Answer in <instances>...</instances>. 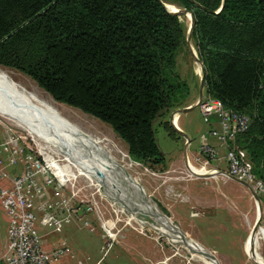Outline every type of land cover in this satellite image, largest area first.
Instances as JSON below:
<instances>
[{
  "label": "trees",
  "instance_id": "16d2710c",
  "mask_svg": "<svg viewBox=\"0 0 264 264\" xmlns=\"http://www.w3.org/2000/svg\"><path fill=\"white\" fill-rule=\"evenodd\" d=\"M162 1L191 13L204 92L250 118L236 145L264 182V0H0V67L108 125L132 161L161 168L155 124L189 94L176 71L187 26Z\"/></svg>",
  "mask_w": 264,
  "mask_h": 264
},
{
  "label": "rangeland",
  "instance_id": "374dc122",
  "mask_svg": "<svg viewBox=\"0 0 264 264\" xmlns=\"http://www.w3.org/2000/svg\"><path fill=\"white\" fill-rule=\"evenodd\" d=\"M162 3L164 5L167 4L164 1H162ZM182 16L184 17L185 15L183 14ZM184 21L188 31L190 28V20L188 22L186 17H184ZM200 68L201 65L194 43L191 38L188 39L187 36L185 46L176 58V71L180 78L187 83L189 88L186 101L190 98H195L197 94L199 95L202 77ZM0 70L7 74L13 82L22 86L28 92L33 93L43 100L50 102L52 100L56 106H58L60 116L77 127L85 135L98 141L100 148L107 152V154L116 161V164L124 169L125 174L127 173V178L132 180L140 190H143L150 197L157 207V210L161 214H165V211H168L170 221L173 224H178L171 217V213L176 215V201L180 205V203L185 202L186 199L193 200V194L182 191L181 189L185 183L184 181H187L191 176L185 166L171 165L151 170L142 166L140 163L132 161L127 153V147L108 125L75 108L55 102L46 92L39 88L33 80L24 74L16 70L2 67H0ZM203 95L205 96L204 93ZM10 110L11 109L7 107H0V142L6 133L9 132L22 137L31 147L35 155L46 153L54 160H59L58 165H61L65 170L70 179V184H72L64 193L68 196L76 192L92 200V203L95 204L94 212L98 213L103 221V223H99L96 218L92 221L91 219L94 217V212H91L87 219L88 224H90L88 228L83 226V221H73L70 224L64 225L60 233L42 228V222L40 221L36 224V229L38 233L44 230L41 234L39 233L40 238H43L41 241L45 240L53 244L56 243V241L64 240L69 247L73 244L71 249L75 250L79 259L84 256L90 257L93 261L102 258L104 260L102 264H109L107 262L108 259L116 254L119 248H123L127 252L145 254V257L141 259L142 264H205L203 261L205 257L202 256L201 253L195 252V250L186 247V245L169 241L166 238L167 233L166 235L164 234L165 230H161L156 226V228L152 227L149 229L140 222L137 219V212L133 211L130 207L136 204L131 201L130 203L128 201L129 195H125L122 191L123 189L125 190V187L119 188L121 195H117L118 198L112 197L114 196V189L116 187H113L114 185L109 181L105 186L108 189H110V187L113 189L109 190L110 192L108 190L100 191L87 176L79 172V169L74 165V160L69 163L67 160L64 161V154L59 152L55 146H51L49 143L42 140L37 141L33 139L28 134L27 130L17 124L16 120L13 118L14 113ZM173 112L174 111L165 115L160 122L155 124V138L163 155L164 163L166 162L168 164L179 159L183 154L184 148L183 139L173 140L168 137L162 125L164 122H168V125H170V116ZM180 117V124L184 130L183 134L191 140V145L188 148V153L191 154L199 145L206 142L205 135L211 130V127L203 121L199 109L196 106L189 112L181 114ZM28 129L30 130L29 127ZM216 149L219 154V149ZM122 155L127 158L123 159ZM221 161L224 162V160ZM221 161H211V166H217ZM128 164L130 167L127 166ZM223 164L224 166H222L221 169L226 171L227 165L225 162ZM197 167L200 168V165ZM112 169H114L113 166ZM103 172L105 173V170H103ZM112 175L107 176L111 178ZM113 180L118 181L114 182L117 187H119L118 184L122 186L123 182H121L120 179L115 177ZM109 184H111L110 187ZM189 186H191V184H189ZM227 189L226 198L221 204L223 209L216 208L211 210V219L213 220V218L217 216L220 220L221 228L217 230L219 225L210 223L208 227L203 229L206 237L204 242L209 249L216 251L218 255H214V253L213 255L216 256L219 264H257L259 260L256 261L248 254L247 247L246 259L242 252L243 241L246 236V232L242 228L247 226L251 231L257 218L256 204L253 198H250L248 191L244 187H241V189H231L227 187ZM125 192L132 193L127 186ZM239 193L241 195L240 197ZM232 194L236 196V200L233 198ZM210 204V197L208 195H203L201 200L198 198L196 205H191L190 207L194 208V211L208 213ZM136 207L138 208L137 205ZM177 209L179 216L185 215V208L182 209V206H178ZM2 217L3 215L0 213V233L5 224L3 223ZM259 217H261V215ZM108 227L111 228V233L114 235V241L110 242L109 248L105 246V242H108V237L102 231L103 228ZM89 228H93L92 232L89 231ZM179 230L181 233L184 232V229L182 230L180 226ZM216 231L220 233L219 237L214 236V238H212L213 233ZM127 233L129 237H126ZM252 235H254V232L250 233L247 243L250 238H252ZM141 239H144V244L141 242ZM55 248H57V246ZM66 248L68 249V247ZM263 252L264 247L261 249L257 247L254 253L259 257ZM66 254L61 256L57 264H73L68 260V263L65 262L67 258L65 257Z\"/></svg>",
  "mask_w": 264,
  "mask_h": 264
},
{
  "label": "built area",
  "instance_id": "2783aa9c",
  "mask_svg": "<svg viewBox=\"0 0 264 264\" xmlns=\"http://www.w3.org/2000/svg\"><path fill=\"white\" fill-rule=\"evenodd\" d=\"M196 107L203 121L212 127L208 137L217 142L216 147L207 142L200 145L199 152L204 157L200 161L202 169L210 161L221 159L216 148L225 150L226 175L248 185L262 207L261 226L254 233L261 249L264 247V182L236 145L237 137L248 130L250 118L208 97L197 102ZM58 161L47 159L45 154L35 155L22 137L9 132L0 142V204L8 217V256L4 264H57L68 252L64 245L51 251L41 247L36 229L40 221L42 228L52 232L61 231L73 221H83L88 226L85 217L95 211V204L76 192L68 196L64 193L72 184ZM94 217L103 223L98 213L94 212ZM102 231L108 237L109 248L114 235L110 227ZM258 258L264 264V252Z\"/></svg>",
  "mask_w": 264,
  "mask_h": 264
},
{
  "label": "bare ground",
  "instance_id": "6f19581e",
  "mask_svg": "<svg viewBox=\"0 0 264 264\" xmlns=\"http://www.w3.org/2000/svg\"><path fill=\"white\" fill-rule=\"evenodd\" d=\"M165 5L168 11H177L175 6L170 4ZM184 17H186L189 22V15H185ZM0 107L10 108V111L14 113L13 118L16 120L17 124L27 130L28 134L33 139L37 141L42 140L49 143L51 146H55L59 152L64 154V161L67 160L69 163L74 160V165L79 169V172L87 176V178H89L90 181L100 189V191L112 190L113 188L110 187L111 184L114 185L113 187H116L114 189L115 192H113L117 193L118 196L121 195L119 188L125 187L126 190L125 179H127V173L125 174L124 169L120 165H117L116 161L111 158L107 152L100 148L98 141L85 135L77 127L73 126V124H70L60 116L58 106H56L52 100L51 102L43 100L33 93L28 92L25 88L13 82L12 79L1 70ZM43 154H45L47 159H51V156L48 154ZM122 158L124 159L127 157L122 155ZM111 164L114 169H112ZM127 166L130 167L129 164ZM103 170H105V173ZM191 171L194 173H201L199 169L194 167ZM107 175H112V177L108 178ZM115 177L123 182L122 186L117 183L119 186L117 187L116 183H114L117 180H113ZM108 181L111 183L109 184L110 189L105 186ZM125 190L123 189L122 191L125 195H129L128 201H131L132 203L134 202L140 209L143 208V204L140 202L137 195L129 192L126 193ZM154 206V204L153 206L151 205V208H153V213L156 216V219L154 220L156 227L165 230L164 234L166 235L167 233L166 238L169 241L181 243L182 237L177 233L174 224L159 218L160 213L158 212L157 207ZM254 236L255 235H252L247 250L251 257L259 260L257 254L254 253L257 248L255 247L257 246V236ZM189 248L195 250L197 253H201L200 250L193 247V245H189ZM204 257L205 259L203 261L205 264H213L205 255ZM258 263H260V261Z\"/></svg>",
  "mask_w": 264,
  "mask_h": 264
},
{
  "label": "crops",
  "instance_id": "0c3cea01",
  "mask_svg": "<svg viewBox=\"0 0 264 264\" xmlns=\"http://www.w3.org/2000/svg\"><path fill=\"white\" fill-rule=\"evenodd\" d=\"M200 70H201V68H200ZM203 93L205 94L204 88L201 91V87H200L199 95L197 94V96H195V98H190L187 101L185 100L186 102L184 101L183 108L176 110L171 114L169 127H171L173 133L171 134V133H167L166 131L165 132L167 133L168 137L172 138L173 140H179L182 138L184 148H183V154L179 159L174 160L173 162H170V164L165 162L164 166L166 167V166H171V165H175V166H182L183 165V166H185V168L187 169L188 172L190 171L189 173L191 175L190 178L187 179V181H184L185 183L181 187V189H182V191H186L187 193L190 192V194H193V200L192 199H189V200L186 199L185 202L180 203V205L176 201V205H175L176 206V215L171 213V217L176 221V223H178L175 225L178 228L180 226V228L182 230L184 229L183 230L184 232L182 231L183 232L182 234L185 237L197 242L207 252L211 251V252H209L211 255H213V253H214V255H218L215 250L209 249L204 242V239L206 237H205V233H204L203 229L208 227L210 223H214L216 225H219V227H217V230H220V228H221L220 227L221 223H220V220L217 216H215L213 218V220L211 219L212 218L211 217V210H214L216 208H222L221 204L226 198L227 191H228L227 187H230L231 189L232 188L233 189H235V188L241 189V187L242 188L244 187L248 191L250 198H253V197H252L251 193L249 192V190L241 182H239L238 180H236L233 177L227 176L226 171L221 169V167L224 166L223 163L225 162V161L224 162L221 161V160H224L223 157L225 155V150H223L222 148H219V156L221 157V159L219 160V161H221V162H219L220 163L219 165L212 167L211 161H210L209 165L204 166L203 169H202L203 164H201L200 161H202L204 159V157L199 152L200 145L191 154L188 153V148L191 145V140L189 139V137H187L185 134H183L184 130L180 124V122H181L180 116H181V114H184V113L192 110L196 106L197 102H199L203 99H206L207 96H206V94L204 96ZM164 123L168 124V122H164ZM164 123H162V124H164ZM208 132L205 135L206 142L208 144L216 147L217 142L214 139H211L208 137ZM198 165H200V168L197 167ZM193 167H195L196 169H199V171L200 172L202 171V172L201 173L192 172L191 170ZM211 169H213V170H211ZM189 184H191V186H189ZM204 191H207V192H204ZM229 194H231V193H229ZM203 195H208L210 197L211 204H210V210L208 211V213H206V212L200 213L199 211L198 212L194 211V208L190 207L191 205H196L198 202V198H199V200H201ZM240 196L241 195L239 193V197ZM233 198L236 200V196L233 195ZM253 200H254V198H253ZM182 201H184V200H182ZM254 202L256 204L255 200H254ZM183 203H184V205H183ZM178 206H182V209L185 208V215L179 216L178 209H177ZM260 207H261V205H260ZM256 208H257V204H256ZM165 212L168 213V211H165ZM0 213L3 215V217H2L3 223L6 224V226L4 224L3 230L0 233V264H4V260L8 256V252H7L8 217H7V214L5 213L3 207L1 206V204H0ZM261 213H262V207H261ZM175 216H177V217H175ZM257 216H258V209H257ZM88 217L89 216L85 217V219H88ZM94 219H95V217H93L91 220L94 221ZM259 219L260 220H259V224H258L257 228H259L261 226V223H260L261 217H259ZM256 220H257V218H256ZM183 223H185V224H183ZM254 224H253V226H254ZM83 226L88 228L90 226V224H88V226H85L83 224ZM175 229H176V227H175ZM242 229L246 232V236L244 238L243 246H242V252H243V255L245 256V259H246V254L248 252V250L246 252L247 244H248V248H249V242L247 243V241L249 239L250 233L252 232V229L250 231L249 228H247V226L243 227ZM92 230H93V228H89L90 232H92ZM43 231L44 230H42L41 233ZM60 232L61 231H59V233ZM37 233H38V231H37ZM39 233H38V235H39ZM128 235L129 234L127 233L126 237H129ZM219 235H220V233H218L216 231L213 233L212 238H214V236L219 237ZM256 236L257 235H255L254 237H256ZM41 239H43V238L41 237L40 241H41ZM141 242L144 244V239H141ZM106 243L107 242H105V246H106ZM61 245L68 247V252L65 256V257H67L65 260L66 263H68V261H69V262H72L73 264H78V263L102 264L104 261L102 258H98L97 260L93 261L88 256H84V257L79 259V257L76 255L75 250L71 249L73 244L69 247L64 240L56 241V243H53V244H50V242H46L45 240L41 241V247L47 251H51V250L55 249L56 246L59 247ZM248 254H249V252H248ZM142 255L143 254H141V253L137 254L136 252H127L123 248L122 249L119 248L118 251L116 252V254H114L112 257H110L107 262L109 264H142L141 259H143L145 257V254L143 256ZM214 258H215V261L217 262L216 256H214ZM101 259H102V261H101ZM217 263L219 264V262H217Z\"/></svg>",
  "mask_w": 264,
  "mask_h": 264
},
{
  "label": "water",
  "instance_id": "95a60500",
  "mask_svg": "<svg viewBox=\"0 0 264 264\" xmlns=\"http://www.w3.org/2000/svg\"><path fill=\"white\" fill-rule=\"evenodd\" d=\"M163 6L165 7L166 10H168L164 4H163ZM220 10L221 9H219V11ZM175 13L182 14V15L183 14L184 15H186V14L190 15V28L187 31V36H188V39L191 38L190 36H191V32H192L193 26H194L193 17L191 15V13H188L184 9H177V11ZM201 71H202V68H201ZM200 87H201V91H202V89L204 88L203 74H202L201 81H200ZM242 184L249 190V192L251 193L252 197L254 198V200L256 201V204H257L258 216H257V220H256V222H255V224H254V226L252 228V232L255 233V231L257 230L258 224H259V220H260L259 216L261 215V207L259 205V201H258L257 195L252 191V189L248 185H246L244 183H242ZM125 185L130 189V191L132 193L137 195L138 199L143 204V208H141V209L137 208L136 205H131L130 206L133 211L137 212V219L140 222H142L149 229L152 228V227H155L156 223H155L154 220L156 219V216L153 213V208H151V205L153 206L154 203L151 201L150 197L143 190H140L139 187L136 186V184L132 180H130L128 178L125 179ZM117 195H118L117 193H114L113 197H117ZM159 218H161L164 221L171 222L170 219H169L170 217H169L168 213H166V214H161L160 213ZM174 226L177 229V233H179V235H181V237H182L180 244L186 245V247H189V245L190 246L193 245V247H196L198 250H200L202 256L205 255L207 257V259H209L213 264H218L215 261V258H214L213 255H211L209 252H207L205 249H203L197 242L185 237L175 224H174ZM257 264H260V263H257Z\"/></svg>",
  "mask_w": 264,
  "mask_h": 264
}]
</instances>
